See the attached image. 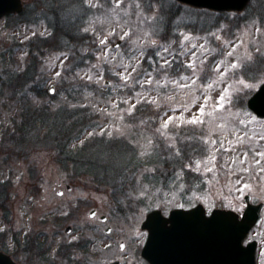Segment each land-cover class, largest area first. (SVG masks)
<instances>
[{
    "label": "rangeland",
    "instance_id": "rangeland-1",
    "mask_svg": "<svg viewBox=\"0 0 264 264\" xmlns=\"http://www.w3.org/2000/svg\"><path fill=\"white\" fill-rule=\"evenodd\" d=\"M78 1L64 17L88 34L91 43L81 50L60 40L57 50L37 48L40 40H50L52 2L0 19V250L18 264H106L132 254L151 209L167 214L200 203L207 213L214 208L241 213L247 193L252 202L264 203V118L246 106L264 80V15H259L264 0H257L246 16L224 19L157 0L161 13L171 15L164 26L170 36L164 41L158 36L162 15L155 6L148 11V0L143 5L137 0ZM26 69L28 74L35 70L25 87L28 106L52 97V105L64 104L65 97L58 96L61 85L80 80L78 100L91 105L96 121L78 143L89 137H123L138 150L143 168L128 171L116 193L88 175L68 179L48 150L42 129L28 135L18 131L21 104L5 86ZM95 85L100 94L87 91ZM145 102L152 108L148 131L128 121L135 105ZM184 128L192 135L187 143L197 150L173 175H157L156 180L144 166L159 157L146 158L158 140L180 155ZM93 209L96 214L89 216ZM250 237L258 243L256 264H264V209ZM120 240L128 249L118 250Z\"/></svg>",
    "mask_w": 264,
    "mask_h": 264
},
{
    "label": "trees",
    "instance_id": "trees-1",
    "mask_svg": "<svg viewBox=\"0 0 264 264\" xmlns=\"http://www.w3.org/2000/svg\"><path fill=\"white\" fill-rule=\"evenodd\" d=\"M137 1L141 4L143 3V0ZM148 1L150 2L148 11L152 10L155 6L157 7L158 12L160 11L158 13V16H160V14L162 15L159 19V23L162 25L161 27L163 30L161 31L160 29L158 33L159 39L163 41L167 40L170 34L165 32L164 30L169 23L171 15L168 14L167 10L165 13H161V5L157 3V0ZM170 1L173 4L175 3L177 5H181L186 9L191 8L192 10H196L197 12L210 13L215 15L217 18L224 19L229 15L241 17L246 16L250 7L257 0H251L247 8L243 12L198 9L178 3L175 0ZM42 2H46L47 6L49 2H52L51 16H53V18L55 19V24H52L47 20L49 26L51 27V34L49 35L50 40L45 43V40L48 39V37H45V39L40 40L39 43L37 41V48L47 47V49L49 50H57L61 47V45L57 42L60 40V42H63V45L74 47L77 46L81 50V48L86 44L91 43L88 34L84 35L78 31V29L80 28V24L78 25L77 21L75 24L70 18L64 17V13L68 12L67 10H70V8H73L72 4H74V2L78 3V0H73V3H70L68 0H32L29 4L25 3L23 13L12 16L15 17L23 15L30 5L36 8H39L40 6L41 8H44ZM152 2H154V4H152L151 6ZM53 3H59V5L53 6ZM54 11H56V18L53 15ZM259 15H262L261 17H263L264 11L259 12ZM43 18L47 19V17L44 15ZM63 18L66 21H64ZM166 31L168 30L166 29ZM84 40H86L87 42L85 43ZM31 46H33V44ZM80 50H78L77 53ZM149 53L152 64L155 66L157 57L155 51ZM144 64L150 67L149 64H146L145 62ZM74 68L75 67H73V69ZM27 71L28 69L20 74L17 73L12 75L14 77L10 78L7 86H5L10 96H15L16 100L20 101L21 104V117H23V120L18 124V131H24V133L28 135L31 133V130H33V133H38L42 129L44 131L42 134L43 138L46 142L49 143L48 150L54 155L55 162H57L61 166L64 172H71L72 174L92 175L94 177L93 181L97 185L109 186V188L114 190L113 193H116V189L119 188L118 186L121 181L125 180L126 173L128 171L136 170L137 172L138 170H141L143 168L140 167L141 159H139L138 157V150L133 147V145L125 138L105 136L89 137L78 143V141L81 140L80 138L83 134L95 127L96 121V116L93 114L91 105H87L86 103H83V101L78 100L83 90L82 82H80V80H67L65 81V84L61 85V91L59 92L58 96L65 97L64 104L60 106L52 105L50 100H53L55 98L52 97L49 102L41 104L37 103L35 105L28 106L25 87L29 85V78H34L35 70L30 74H28ZM168 74H173V71L169 70ZM30 75L32 76L30 77ZM28 88L33 89L34 87L30 86ZM87 89L89 93H101L100 90L98 91V86L96 85L90 86V88L87 86ZM41 90L43 94L46 92L45 89H42V87L38 89V92H40ZM19 92H22L20 96H18ZM32 93L35 94L33 91ZM102 93L104 94L108 92L106 90ZM66 102H68V105L66 104ZM69 102L72 103L69 104ZM151 113L152 108L148 103H138L135 105L133 113L129 115V122L132 123L137 129L148 131L151 126ZM179 138H181L180 140L182 141L181 143L179 142L178 152H180V155L172 153L170 149H166L164 143L160 142L159 140L157 141L159 147L156 144L154 155L158 156L159 159L155 160L154 162L146 163V165L144 166L151 168V172L156 175V180H158L157 175L165 176V179H167L168 176L173 175L176 172L175 170L183 166L184 162H189L191 156L197 150L196 145L187 143L188 140H191L190 138H192V135L190 134V130H188V128L182 129ZM19 139L20 138L18 137L16 141ZM17 144L24 143L19 141V143ZM187 144L189 146H187ZM147 159V161H151L150 158ZM171 162L173 163L170 164ZM134 165L135 168L134 170H132L131 167ZM168 167H171V169L173 167V169L170 170ZM122 189L123 188H121L120 190Z\"/></svg>",
    "mask_w": 264,
    "mask_h": 264
},
{
    "label": "water",
    "instance_id": "water-1",
    "mask_svg": "<svg viewBox=\"0 0 264 264\" xmlns=\"http://www.w3.org/2000/svg\"><path fill=\"white\" fill-rule=\"evenodd\" d=\"M180 1L218 10H242L249 0ZM21 10L22 0H0V17ZM51 90L52 86L50 93ZM247 104L264 116V82ZM259 211L260 206L248 204L240 219L235 212L223 209H215L207 216L201 204L187 210L175 209L168 218L158 210L152 211L144 222L150 236L143 254L152 264H254V243L243 247L241 240L253 224L259 223ZM0 264L16 263L0 251Z\"/></svg>",
    "mask_w": 264,
    "mask_h": 264
},
{
    "label": "flooded vegetation",
    "instance_id": "flooded-vegetation-1",
    "mask_svg": "<svg viewBox=\"0 0 264 264\" xmlns=\"http://www.w3.org/2000/svg\"><path fill=\"white\" fill-rule=\"evenodd\" d=\"M68 186H70V185H66V188L69 191L70 189H68ZM58 193L61 194L62 193L61 190H59ZM91 211H92V214L90 215V213H89V216H94L96 214V210L93 209ZM100 220L101 221H105L106 220V216H105V219L103 220L102 219V215H101L100 216ZM70 230H71V228L69 229L68 232H70ZM109 230H110V227H107V229H105L106 232H109ZM65 232H66V230H65ZM68 232H66V233H68ZM141 232H143V234H141L140 238H138V241L133 246V252H132L131 255L130 254H126L125 255L126 257H124L122 259L121 258H114L112 260L106 261V264H150V262H148L142 256V249H143V246H144V244L146 242L148 232L145 229H143L142 226H141ZM248 241H249L248 238H245L243 243L246 244V242H248ZM126 248L128 249V246L126 245V242L123 241V240H120L118 250L123 251ZM59 251L61 253H66V251H68V249H63V250L60 249ZM256 251H257L256 256H258V252H259L258 243H257V250Z\"/></svg>",
    "mask_w": 264,
    "mask_h": 264
}]
</instances>
